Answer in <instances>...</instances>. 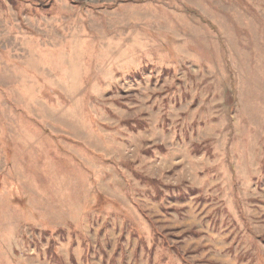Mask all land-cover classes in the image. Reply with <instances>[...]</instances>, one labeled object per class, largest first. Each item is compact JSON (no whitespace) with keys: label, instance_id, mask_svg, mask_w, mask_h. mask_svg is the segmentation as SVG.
Listing matches in <instances>:
<instances>
[{"label":"rangeland","instance_id":"1","mask_svg":"<svg viewBox=\"0 0 264 264\" xmlns=\"http://www.w3.org/2000/svg\"><path fill=\"white\" fill-rule=\"evenodd\" d=\"M0 264H264V0H0Z\"/></svg>","mask_w":264,"mask_h":264}]
</instances>
